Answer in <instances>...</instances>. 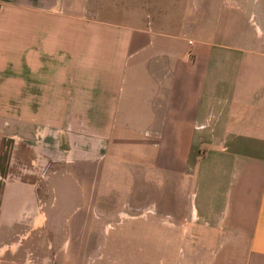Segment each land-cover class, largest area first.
<instances>
[{
	"label": "crops",
	"instance_id": "1",
	"mask_svg": "<svg viewBox=\"0 0 264 264\" xmlns=\"http://www.w3.org/2000/svg\"><path fill=\"white\" fill-rule=\"evenodd\" d=\"M72 1L0 0V264H25L31 233L43 261L62 213L75 243L110 143L149 148L157 264H264V44L174 48Z\"/></svg>",
	"mask_w": 264,
	"mask_h": 264
},
{
	"label": "rangeland",
	"instance_id": "2",
	"mask_svg": "<svg viewBox=\"0 0 264 264\" xmlns=\"http://www.w3.org/2000/svg\"><path fill=\"white\" fill-rule=\"evenodd\" d=\"M72 11L110 24L151 28L172 37L174 48L191 47L199 41L205 46L232 48L239 59H244L249 58L245 51L264 44V0H73ZM141 155L149 158L150 151L140 143H110L95 192L83 197L86 205L73 214L81 225L74 228L79 235L75 243L66 241L71 220L65 221L69 215L62 213V223L45 228L43 261L34 259L42 255L43 244L33 241L31 233L24 249L28 253L25 264L159 263L160 244L151 243L150 237L155 238L158 232V238H162L165 227L158 228L155 221L168 219L155 212L161 197L150 196L144 189H148L150 180L143 167L149 164L138 163ZM74 181L78 187L85 183ZM46 183L38 180L35 190H48ZM40 200L47 210L53 196L47 191ZM57 219L52 217V221Z\"/></svg>",
	"mask_w": 264,
	"mask_h": 264
}]
</instances>
